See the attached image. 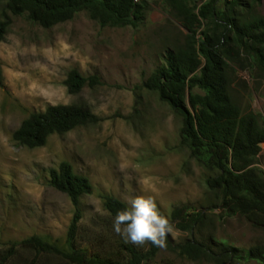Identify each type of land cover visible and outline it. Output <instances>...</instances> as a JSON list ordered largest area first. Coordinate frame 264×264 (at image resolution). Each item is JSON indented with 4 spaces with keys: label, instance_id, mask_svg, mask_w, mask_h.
<instances>
[{
    "label": "rangeland",
    "instance_id": "374dc122",
    "mask_svg": "<svg viewBox=\"0 0 264 264\" xmlns=\"http://www.w3.org/2000/svg\"><path fill=\"white\" fill-rule=\"evenodd\" d=\"M209 0H186L199 9ZM234 0H218L228 10ZM238 8L264 18V0H244ZM8 22L0 42V250L10 241L32 235L65 246L75 207L70 198L50 185V171L63 161L87 176L93 192L81 200L82 227L97 229L95 221L109 224L103 197L112 194L127 201L151 197L168 216L174 242L189 238L215 248L227 244L240 254L264 248V226L241 215L229 216L220 197L206 186L208 173L182 143V118L156 92L144 87L155 69L164 64L167 49L184 47L190 32L165 0H145V18L137 26H102L81 12L73 19L45 28L26 14L16 15L0 0V21ZM206 26L197 28V39ZM231 94L242 111L260 115L264 124V69L254 56L243 53L240 63L230 62ZM97 76L100 84L69 92L72 70ZM193 93H203L194 89ZM89 107L97 123L51 135L46 144L29 148L13 134L31 114L50 105ZM264 169V151L258 157ZM186 206L202 212L204 221L194 233L179 229L172 211ZM52 264H68L46 258ZM8 264H21L13 260ZM153 264H210L190 261L177 251L161 248ZM243 264H263L257 260Z\"/></svg>",
    "mask_w": 264,
    "mask_h": 264
},
{
    "label": "trees",
    "instance_id": "16d2710c",
    "mask_svg": "<svg viewBox=\"0 0 264 264\" xmlns=\"http://www.w3.org/2000/svg\"><path fill=\"white\" fill-rule=\"evenodd\" d=\"M8 10L27 17L45 28L73 19L86 12L102 26L137 27L145 18V0H2ZM177 11L190 32L184 47L167 49L164 64L154 70L144 87L156 92L182 118L180 138L191 156L206 169L209 191L221 199L229 216L241 215L256 226H264V169L258 157L264 151V124L260 115L244 112L230 89V62L240 63L243 53L252 55L264 69V18L238 8L250 3L234 0L228 10L218 8V0H209L198 14L186 0H165ZM250 4V5H249ZM206 26L197 39V28ZM8 22L0 21V42ZM3 72L0 64V85ZM69 92L80 93L87 85L100 84L97 76L86 77L72 70L66 80ZM200 89L203 93H193ZM99 117L79 104L50 105L45 111L26 118L13 137L19 144L37 148L53 134H63L80 126L97 123ZM50 185L66 194L75 207L65 246L32 235L10 241L0 250V264L13 260L21 264H52L57 258L68 264H153L161 250L150 242L143 246L111 236L110 225L97 222V229L82 227L81 200L93 192L91 180L77 173L68 161L50 171ZM104 210L109 218L127 207L119 197L106 194ZM110 213V214H109ZM172 220L183 231L194 233L204 221L202 212L191 213L177 207ZM189 238L174 242L170 235L166 247L190 261L210 264H243L257 260L264 264V248L254 246L245 255L233 246L215 245Z\"/></svg>",
    "mask_w": 264,
    "mask_h": 264
},
{
    "label": "clouds",
    "instance_id": "9594fccd",
    "mask_svg": "<svg viewBox=\"0 0 264 264\" xmlns=\"http://www.w3.org/2000/svg\"><path fill=\"white\" fill-rule=\"evenodd\" d=\"M112 227L117 235L140 246L150 242L158 248H164L167 236H175L169 217L158 211L151 197L130 198L127 207L112 218Z\"/></svg>",
    "mask_w": 264,
    "mask_h": 264
}]
</instances>
